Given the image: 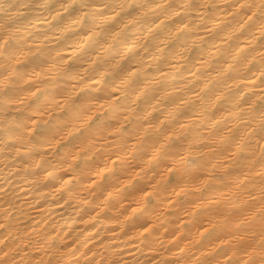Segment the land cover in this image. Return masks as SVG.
Returning a JSON list of instances; mask_svg holds the SVG:
<instances>
[{"label": "clouds", "instance_id": "obj_1", "mask_svg": "<svg viewBox=\"0 0 264 264\" xmlns=\"http://www.w3.org/2000/svg\"><path fill=\"white\" fill-rule=\"evenodd\" d=\"M0 264H264V0H0Z\"/></svg>", "mask_w": 264, "mask_h": 264}]
</instances>
